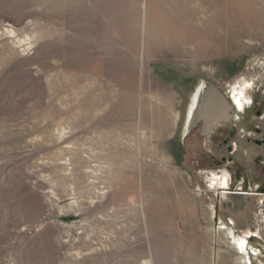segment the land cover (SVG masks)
I'll use <instances>...</instances> for the list:
<instances>
[{
    "label": "rangeland",
    "instance_id": "1",
    "mask_svg": "<svg viewBox=\"0 0 264 264\" xmlns=\"http://www.w3.org/2000/svg\"><path fill=\"white\" fill-rule=\"evenodd\" d=\"M262 140L264 0H0V264H264Z\"/></svg>",
    "mask_w": 264,
    "mask_h": 264
},
{
    "label": "bare ground",
    "instance_id": "2",
    "mask_svg": "<svg viewBox=\"0 0 264 264\" xmlns=\"http://www.w3.org/2000/svg\"><path fill=\"white\" fill-rule=\"evenodd\" d=\"M144 10H145V8H144ZM198 14H199V9L197 10V12H195V10H193V11L189 10L186 13V18L188 20H195L194 16H196V15L198 16ZM204 16H205L204 12L199 14L200 19L204 20L205 19ZM152 20H153L152 12H150V16L147 17V15H146L145 19H144V22H145L144 23V27L147 24L149 32H152L153 29H154V25L152 24ZM164 26H167V25H164ZM164 26L162 27L160 32H161V35L163 37L168 39L166 28ZM9 34H13V32L9 31ZM159 35H160V33H159ZM170 37H171V35L169 36V38ZM90 48H91L92 52L89 53V59L91 57L94 58L95 54H96V51H97L96 48L95 49L93 47H90ZM67 52H68L69 55H72V56L75 54V51L67 50ZM79 53H81V52L79 51L78 54ZM76 58L79 59V57H76ZM72 60H73V58H72ZM68 63H69V61H68ZM248 83L249 82L243 81L239 85L240 88H239L238 96H233L232 103L234 102V104H235L237 109H242V107H243L242 102L240 100V97L244 94L245 90L248 89V87H249ZM233 93H234V90H233ZM221 105L222 104L219 103V98L217 96H215V93L213 92V90H210V88L204 89L202 94H200V93L194 94L193 97H192V100H191V105H190V107L188 109V112H187V123H186L187 127H190L191 124H193L194 120H196V116H197L196 112H198L203 106H205L207 108H210L211 110H214V112H218L219 113L218 114L219 117H217V119L220 120L221 113L223 112ZM232 110L234 111V114H229L228 113L227 115H224L223 119H221V121H220V123H218V125L225 124L228 121H236L237 120V113L234 110V107H232ZM207 180H208L207 183H209L210 189L213 190V192H215V193L219 192V195H221L222 198L234 194V193H230V192L227 191L228 187H229V175L226 172L222 173L221 175H218V173H210V174L207 175ZM261 223L264 225V213L261 214ZM230 234L231 233L228 232V235H230ZM234 242H235V250H236V252L241 254L242 261H240L239 264H250V262L248 261V258H247V255H246V249H245V246H244L245 245V241L244 240H235Z\"/></svg>",
    "mask_w": 264,
    "mask_h": 264
},
{
    "label": "water",
    "instance_id": "3",
    "mask_svg": "<svg viewBox=\"0 0 264 264\" xmlns=\"http://www.w3.org/2000/svg\"><path fill=\"white\" fill-rule=\"evenodd\" d=\"M210 88V90H213V92L215 93V96H217L219 98V103L222 104V113H221V118L220 120L217 119V117H219V113L218 112H214V110H211L210 108H207L205 106H203L198 112H196V120H194L193 124H191L190 127L186 126V135L191 134L195 128L200 125L201 129V134L208 136L212 133V131L217 128L216 125H218V123H220L221 119H223L224 115L229 114H234V111L232 110V106L230 105V103L228 102V100L224 97V95L219 92L215 87L211 86V85H206L202 88L201 91L197 92L202 94L204 89H208ZM196 93V94H197ZM225 109V110H224ZM225 111V112H224ZM214 116V117H213ZM216 118V119H215ZM261 142H258V144H260ZM260 192L264 193V186L261 187L259 189Z\"/></svg>",
    "mask_w": 264,
    "mask_h": 264
},
{
    "label": "flooded vegetation",
    "instance_id": "4",
    "mask_svg": "<svg viewBox=\"0 0 264 264\" xmlns=\"http://www.w3.org/2000/svg\"><path fill=\"white\" fill-rule=\"evenodd\" d=\"M234 107H236V106H234ZM235 110V109H234ZM236 111V110H235ZM236 113H237V120H238V118H239V116H238V111H236ZM259 114H260V112H259ZM258 114V115H259ZM232 121H228L227 123H225V124H222V125H217V127L218 126H224V125H228V124H230ZM213 132V131H212ZM257 142V144H258V142L259 141H256ZM261 143L260 144H258V145H263L264 144V140H262V141H260ZM223 145H224V147H225V149H226V152L228 153V157H227V159L225 158V157H222V162L223 163H228V164H233V159L231 158V155H233L234 154V149H233V147L232 146H230L228 143H227V140H223ZM227 173V172H226ZM228 174V173H227ZM229 175V174H228ZM261 175H262V178H263V182L260 184V186L257 188L258 189V191H259V189L261 188V187H263L264 186V169L262 170V173H261ZM229 181H230V175H229ZM260 192V191H259ZM240 195H248V194H240ZM259 195H264V193H262V194H259Z\"/></svg>",
    "mask_w": 264,
    "mask_h": 264
}]
</instances>
